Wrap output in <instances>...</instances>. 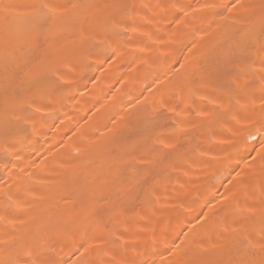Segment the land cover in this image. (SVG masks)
<instances>
[{"label": "bare ground", "instance_id": "obj_1", "mask_svg": "<svg viewBox=\"0 0 264 264\" xmlns=\"http://www.w3.org/2000/svg\"><path fill=\"white\" fill-rule=\"evenodd\" d=\"M264 0H0V264H264Z\"/></svg>", "mask_w": 264, "mask_h": 264}, {"label": "snow or ice", "instance_id": "obj_2", "mask_svg": "<svg viewBox=\"0 0 264 264\" xmlns=\"http://www.w3.org/2000/svg\"><path fill=\"white\" fill-rule=\"evenodd\" d=\"M262 147H264V143H262V145H261Z\"/></svg>", "mask_w": 264, "mask_h": 264}]
</instances>
